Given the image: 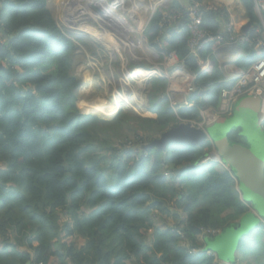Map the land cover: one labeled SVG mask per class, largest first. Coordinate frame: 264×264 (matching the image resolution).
Returning <instances> with one entry per match:
<instances>
[{
	"label": "trees",
	"instance_id": "16d2710c",
	"mask_svg": "<svg viewBox=\"0 0 264 264\" xmlns=\"http://www.w3.org/2000/svg\"><path fill=\"white\" fill-rule=\"evenodd\" d=\"M0 1V264H219L204 247L250 206L234 173L205 159L209 140L139 149L181 120L199 121V111L219 101L214 78L200 72L188 49L186 21L162 29L157 10L145 36L160 59L173 51L184 61L202 95L173 110L160 77L147 94L154 117L121 109L102 119L75 105L81 81L73 61L85 43L58 27L47 0ZM174 3L171 13L180 7ZM241 3L254 37V2ZM202 16L213 32L230 22L216 7ZM244 46L253 58L254 46ZM211 48L199 50L203 61ZM129 136L132 145L117 142ZM246 238L250 264H264V240Z\"/></svg>",
	"mask_w": 264,
	"mask_h": 264
},
{
	"label": "rangeland",
	"instance_id": "374dc122",
	"mask_svg": "<svg viewBox=\"0 0 264 264\" xmlns=\"http://www.w3.org/2000/svg\"><path fill=\"white\" fill-rule=\"evenodd\" d=\"M47 1L51 9L53 11L56 10L57 12L55 14L57 20L56 22L64 31V33L69 35L75 34L85 43V45L78 43V48L76 50L77 55H75L73 61L74 71L81 81V85L78 88V92H77L78 93L77 99L75 101V105L77 109L81 113H92V114H96L98 117L102 119H106V118L109 119L110 117H112L117 113V111L114 112L115 107L113 105L115 103L113 104V98H114L113 96L115 94V91L113 90L122 87L123 90L125 89L126 91H128L125 93H129L130 95L128 97L125 94H119L118 92L117 94L118 97L123 96V98L128 103V105L133 106L134 108L124 107V105H120V108H122L123 111H127L129 113H132L136 116L143 118L146 115V111L148 110L147 94L151 88V83L153 80L160 78L158 77L157 73L149 76L148 75L145 76L142 72L140 73V70L138 69H142V70L147 69L148 60H146L145 57L142 59L141 57L134 55L133 53L134 50L133 48L130 47L128 43L126 45L127 47L122 43L121 44L117 43V39H119V42H121L120 40H123V38L116 35L113 31H110L108 28H105V26H103L101 23L98 22V20L95 17L99 13H94L92 7L91 6L89 7V0H47ZM95 1L96 0H92L91 2H95ZM106 1H108L109 3L111 2V0H106ZM133 1L134 0L126 1L125 12L121 7H117L115 10L118 13H122L124 17L127 15L134 16L135 14H132L131 12L127 14L128 11L135 12V8H132ZM139 4L142 5L141 3H138L135 4V6H139ZM84 13L87 16H85ZM73 15L75 16V20L77 22H83L84 17H92V22H88V25L82 24L83 26L84 25L85 26L84 27L82 26V28L79 27L77 29L76 26L69 25V23H67V19L69 17L71 18V16ZM103 22L107 23L106 20ZM91 24L92 26L90 28L89 25ZM132 26L136 27V23ZM97 28H103V29H99L98 33L101 34L96 33ZM130 30H132V27L130 28ZM126 39L125 42H127ZM139 46L142 47L141 52L143 53V55L146 51L149 50L150 47L148 44L146 45L144 42L142 43V45L139 44ZM150 58L151 60L155 59L156 66L158 65V63L161 62L160 58L158 59L154 57H150ZM141 65L144 67H139ZM134 70H138L137 71L138 75L134 72ZM90 71L93 72L92 75H90L92 79L90 80V83L87 86L84 83H85V79L89 78L87 76ZM130 72L134 75V78L132 79L135 80V84L134 81L130 79L131 77H129L128 75ZM140 74H141V78L139 76ZM124 75L125 78L123 81ZM144 81H146V83L148 81L149 85L147 86V84H145ZM126 82L132 86L125 85L124 83ZM82 85L85 86L84 90L82 89ZM144 87L146 88V90ZM136 95L138 96V100L135 101L132 98H135ZM244 97H246V95H244ZM140 100H142L141 101L142 104L139 107H137L136 103L140 102ZM116 101L118 102L117 98ZM98 106L102 107L103 109L102 110L98 109L99 108ZM106 106H110V107L107 109ZM232 106L229 111L230 113H233L231 116L229 115L230 113H228L225 115H221L220 117L223 120L226 118L228 119L227 127L225 130V136L228 141L237 142L245 146H248L249 144L247 140H245V138L240 134L243 130L237 125L238 118L236 117L235 114L236 109L232 108ZM244 126L247 129L253 126L250 122V119L248 118L246 119ZM258 128L263 130L261 133L259 132L260 134L254 130H251V132L258 138V140L264 142V129L261 127V124ZM230 134L234 138L233 140H231ZM135 139L136 138L130 139L129 136L128 138L117 140V142L120 143L123 141L135 140ZM214 145L218 150L221 151V148L218 146L217 142H214ZM226 166L235 175V170L231 167V165L227 163ZM167 223L172 224V220L167 219ZM249 233H252V237L254 238V240L257 239L264 240V229L257 230L255 228L254 229L252 228V230L246 232V234L243 233L244 235L243 234L238 235L237 236L238 240L236 241V243H234L235 248H232L233 246H231L229 247V249L225 250L224 264L231 262L233 259L237 257L243 259V264H250L251 261L250 255L253 246L249 247L250 242L246 238V236ZM241 242L242 245L239 249V243ZM79 243H80L79 241L76 242L77 245H79ZM217 243L219 242L216 241L214 243L215 247ZM245 248H246L245 252L241 255L240 253L241 250Z\"/></svg>",
	"mask_w": 264,
	"mask_h": 264
},
{
	"label": "water",
	"instance_id": "95a60500",
	"mask_svg": "<svg viewBox=\"0 0 264 264\" xmlns=\"http://www.w3.org/2000/svg\"><path fill=\"white\" fill-rule=\"evenodd\" d=\"M104 5L105 12L107 13L104 19L110 24V27L107 28L124 39L128 36L129 40L134 42L135 38L133 31L130 30L131 24L129 23V20L133 22V19L122 15L119 17L118 13L113 9V7H116L117 1L109 3L105 0ZM92 9L94 13L103 15L102 7L94 5ZM84 19L87 20L89 18L84 17ZM89 20L92 21V19ZM98 22L101 23V20H98ZM250 25L251 22L249 20L246 21L240 26V31L247 33ZM117 41L119 40L117 39ZM239 99L234 103L233 108L236 109L237 125L243 130L240 134L247 140L248 146L227 140L225 130L228 119L223 120L220 117H216L204 125L180 121L178 124L160 133L150 142L139 145L140 150L155 148L164 151L168 144H183L197 147L204 143L205 140H210L213 146L211 151L205 155V159L217 161L225 166L228 163L235 170L234 176L239 197L242 201L249 202L250 207L234 224L226 227L212 241H209L210 245L206 244L205 248L214 250L217 253V257L222 260L225 259L226 249H229L231 246L235 248L234 243L238 240V235L251 231L252 228L254 229L261 223L262 218L264 219V142L258 140L251 132V130L258 133L263 131L258 127L261 124L263 128L262 122L264 117L262 116V109L264 105V93L256 91ZM247 118L250 119L253 125L248 129L244 126ZM214 142H217L221 151L216 148ZM65 177L66 175L63 179ZM216 241L219 243L215 247L214 243ZM232 262H234V259L229 263Z\"/></svg>",
	"mask_w": 264,
	"mask_h": 264
},
{
	"label": "crops",
	"instance_id": "0c3cea01",
	"mask_svg": "<svg viewBox=\"0 0 264 264\" xmlns=\"http://www.w3.org/2000/svg\"><path fill=\"white\" fill-rule=\"evenodd\" d=\"M89 1H92V0H89ZM144 1L145 0H139L138 3L143 4ZM204 1L212 7L224 9L230 18L231 25L235 29L236 28L240 29V26L249 20V18L246 15L245 8L243 7V4L241 3V0H204ZM146 2H147V5L149 4V6L156 7V10L161 9L162 14H164L165 12L167 13V9L169 6L175 4L174 2H176L177 5H180L181 7L186 8L190 0H147ZM47 7L50 10L56 22L57 21L55 17V14L57 13L56 10L53 11L51 9V7L48 5V1H47ZM179 8L180 7H178L177 10H179ZM143 9H146V8L143 5L139 4L138 10L143 11ZM255 16L257 18V21L259 22V26H256V28L257 27L259 28L261 27V25H264V17H263L264 15L256 7H255ZM133 18H134V21L137 20L136 15L133 16ZM70 19L75 20V16L73 15L71 16V18L69 17L67 20H70ZM136 27H134V29H132L131 31L135 33V36L139 37V34H140L139 29H137L138 27L137 28ZM76 28L78 29L77 26ZM134 50L136 51L137 56L141 57L142 59L145 57V59L148 60V67L152 65V62L155 64V59L151 60L150 57H154L157 59L159 58V53L156 52V50L152 48L151 46L149 47V50L145 52L146 54L144 53L145 55H143L139 51L138 48H134ZM259 56H260L259 51L255 50V56L253 58H250V56L248 55L246 51V47L241 44L230 43V42H222L219 44H214L212 45L211 51L208 54L209 66L203 72L209 74L210 77L214 78L215 84H222V85L228 86L230 82H232L240 73L245 72L248 69V67H250V64L254 62L256 59H258ZM168 71L170 73V76L172 77L170 79L168 78V86H167V91H166L170 103L176 104L179 107H181L182 104H185V103H187L188 105L189 104L193 105L194 100L192 99V95L186 94L185 88L187 85L193 84L194 76L188 70H183L181 68H178V66H175V65L169 66ZM124 78H125V75L123 76V81H124ZM90 80H91L90 77L85 79L84 84L88 86L90 83ZM119 88H121V90L123 91L122 87H119ZM117 89L118 88L114 89L113 91H116ZM199 95H202V92H200ZM239 98L240 97L236 98L234 100V103L237 102ZM113 104H114V101H113ZM217 105L218 103L215 106L209 105V107L217 108ZM262 111H263L262 115H264V106H263ZM145 116L147 118L154 117L150 112H148V110L146 111ZM206 117L208 118V120L212 119V117H208V116ZM210 250L215 253L214 250L212 249ZM217 263L224 264V260L219 259V262L217 260Z\"/></svg>",
	"mask_w": 264,
	"mask_h": 264
},
{
	"label": "built area",
	"instance_id": "2783aa9c",
	"mask_svg": "<svg viewBox=\"0 0 264 264\" xmlns=\"http://www.w3.org/2000/svg\"><path fill=\"white\" fill-rule=\"evenodd\" d=\"M255 7L260 11H264V0H254ZM0 1V11H1ZM210 5L203 0H190L188 6L184 11H180L174 14H164L160 20V26H169L175 23L178 19L186 17V27L189 32L188 48L194 55V59L198 64L202 63V59L198 51L208 44L221 43L224 41L231 43H244L253 45L255 48L264 50V25L263 32L259 31L258 35L249 37L247 34L241 33L237 28L235 29L231 23L220 31L213 32L202 27L203 16L202 11L205 8H209ZM1 29V18H0ZM179 63L174 52H170L163 57V66H170L172 64ZM208 66V60L203 67ZM150 74L153 71L149 72ZM264 89V56L254 61L251 67L239 74L233 81L230 87L220 88L221 103L219 109L216 112H208L207 115L215 116L218 114H225L230 110L232 100L245 93L262 91ZM196 90V87L189 84L185 88L186 93H191ZM126 145H132L133 141H125ZM132 142V143H131ZM126 146V147H129ZM214 234L215 231H211Z\"/></svg>",
	"mask_w": 264,
	"mask_h": 264
},
{
	"label": "clouds",
	"instance_id": "9594fccd",
	"mask_svg": "<svg viewBox=\"0 0 264 264\" xmlns=\"http://www.w3.org/2000/svg\"><path fill=\"white\" fill-rule=\"evenodd\" d=\"M104 1L105 0H101V2H103V4L102 3H99V0H96L95 2H91V1H89V3H90V6L92 7V6H96V5H98V6H100V7H102V10H103V17H106V9L104 8L105 7V5H104ZM115 1H117V5H116V7L114 8L113 7V9H114V11H116L115 9L117 8V7H121L122 9H123V11L125 12L126 11V9H125V3H126V1L127 0H111V3L112 2H115ZM138 1L139 0H134L133 1V3H132V8H135V12H132V11H128L127 12V14L129 13V12H131L132 14H136L137 13V11L139 12V13H141V17H140V20H139V22H134V18L132 17V16H130V15H127V16H125V17H130L131 19H133V22H134V24L136 23V26L138 27V24L140 25V30H139V37L138 36H135V33L133 32V35H134V38H135V40H134V42L132 41V40H129V37L126 39V41H127V43L130 45V47L131 48H133V50H134V48H138V45H139V41H140V43H141V45H142V43L144 42L146 45L148 44V41H147V38H146V36H145V31H146V28H147V26H148V22H150V20L152 19V17H153V15L156 13V11L157 10H161V9H157L156 10V7H153V6H149V4L147 5V0H145L144 1V4H142L146 9H143V11H139L138 9H139V6H135V4H138ZM204 1V0H203ZM253 2H254V0H253ZM172 6V5H171ZM171 6H169L168 7V9H167V13L166 14H174V13H171V12H169V8L171 7ZM188 6V5H187ZM210 7H212V6H210ZM254 7H255V3H254ZM153 8V9H152ZM186 8L185 7H181L180 6V8H179V10H177L178 12H180V11H184ZM137 10V11H136ZM261 11V10H260ZM94 12V11H93ZM117 12V11H116ZM262 13H263V15H264V11H261ZM0 13H1V11H0ZM118 13V12H117ZM164 13V14H165ZM175 13H177V12H175ZM161 14H162V10H161ZM164 14H162V16L164 15ZM84 15L85 16H87L85 13H84ZM118 15H119V17H121V15L122 16H124L122 13H118ZM86 18V17H85ZM88 18V17H87ZM100 18V17H99ZM88 20L89 19H84V21H87L88 22ZM102 21H104V20H106V19H101ZM107 21V20H106ZM144 21H145V23H144ZM148 21V22H147ZM177 21H179L180 23H183L184 21H186V17H183V18H180V19H178ZM68 22V21H67ZM133 22L131 21L130 22V20H129V23L131 24V27H132V29H134V27L132 26V25H134L133 24ZM104 23V22H103ZM160 23V22H159ZM229 23H231V22H229ZM102 24V23H101ZM174 24V23H173ZM173 24H171V26L173 25ZM58 25V24H57ZM70 25H73V23L72 24H70ZM103 26H105V28H107V27H110V24L107 22V23H105V24H102ZM73 26H75V25H73ZM58 27L61 29V27L58 25ZM161 27V26H160ZM167 26H164V27H161L162 29L164 28H166ZM250 27H251V25H250ZM187 28V27H186ZM99 29H103V28H99ZM250 29V28H249ZM1 30V29H0ZM62 30V29H61ZM110 30V29H109ZM222 30V29H221ZM239 31H240V29H238ZM63 31V30H62ZM111 31V30H110ZM256 31L258 32V33H256V35H258L259 34V31H262L263 32V26L261 25V27H257L256 28ZM64 32V31H63ZM241 32V31H240ZM241 33H243V32H241ZM1 34V33H0ZM243 34H248V32L247 33H243ZM124 39V38H123ZM119 40V39H118ZM189 40V39H188ZM0 42H1V37H0ZM224 42H227V41H224ZM117 43H119V44H121V42H119V41H117ZM222 43V42H221ZM231 43V42H230ZM237 43V42H236ZM123 44V43H122ZM214 44H219V43H213V44H211V45H214ZM237 44H241V45H244V43H237ZM124 45V44H123ZM134 45V47H132ZM149 45V44H148ZM208 45H210V44H208ZM250 45V44H249ZM100 46V45H99ZM207 46V45H206ZM253 46V45H252ZM205 47V46H204ZM255 48V47H254ZM189 49V48H188ZM255 50H260V51H264V50H262V49H258V48H255ZM140 52H141V50H139ZM190 51V50H189ZM157 52V51H156ZM170 52H173V51H170ZM169 52V53H170ZM134 55H136L137 56V53H136V51L134 50ZM142 53V52H141ZM191 53V52H190ZM198 53H199V51H198ZM168 54V53H167ZM167 54H161L162 55V59H161V62L160 63H158V65L156 66L153 62H152V65L150 66V67H148L147 69H144V70H142V69H140L141 71H142V73L145 75V76H149V75H154V74H158V77H163V78H166L167 79V86H168V78L170 79V78H172L171 76H170V73H169V71H168V68H169V66H163V57H164V55H167ZM192 54V53H191ZM145 55V54H144ZM176 55V54H175ZM193 55V54H192ZM200 55V54H199ZM177 57V56H176ZM193 57H194V55H193ZM260 57H262V56H259L258 58H260ZM200 58L202 59V57H201V55H200ZM178 59V58H177ZM195 60V59H194ZM208 60V55L206 56V58H205V60L203 61L202 60V63H200V72H202V73H204L203 71L205 70V69H207L208 68V66H209V60H208V66H206V67H203L204 66V64H205V62ZM257 60V59H256ZM255 60V61H256ZM178 61H179V63H177V64H172V65H175V66H178V68H181V69H183V70H187L185 67H184V61L182 60V61H180L179 59H178ZM196 61V60H195ZM197 62V61H196ZM253 63V62H252ZM252 63L250 64V67H251V65H252ZM197 64H198V62H197ZM171 66V65H170ZM139 67H144V66H139ZM250 67H248V69L250 68ZM247 69V70H248ZM150 71H153V73L152 74H150L149 72ZM192 74V73H191ZM241 74V73H240ZM193 76H194V78H193V84H191V85H193V86H195V84H194V79H195V75L194 74H192ZM128 77V76H127ZM129 78V77H128ZM130 79H132V78H130ZM236 79V78H235ZM234 79V80H235ZM133 81H134V84H135V80L134 79H132ZM233 80V81H234ZM233 81L232 82H230V84L228 85V86H225V85H222V84H215L214 82L213 83H209L210 84V86H212V87H218V97H219V101H218V105H217V108H213V107H209V106H207V107H205L204 109H201L200 111H199V115H200V120L199 121H189V122H192V123H194V124H206V123H208V122H211L212 120H214L216 117H221V115H225V114H228V113H230L229 111L227 112V113H225V114H218V115H213V116H210V115H207V113L208 112H216L218 109H219V106H220V103H221V98H220V88L221 87H230L231 86V84L233 83ZM125 85H128V86H132V85H130L129 83H124ZM147 86L149 85V83H148V81H147ZM209 84H207V85H209ZM210 86H206V87H210ZM196 87V90L195 91H197V92H191V93H186V94H192V93H199L200 94V92H202L203 90L201 89V90H199L198 89V87L197 86H195ZM145 88V87H144ZM145 90H146V88H145ZM117 92H119V94H125L126 96H128L129 97V93H125L124 92V90L122 91L121 89H117L116 90ZM115 91V92H116ZM166 91H167V87H166ZM146 92V91H145ZM256 91H254V92H245V93H243V94H241V95H239V96H237V97H235L233 100H232V102H231V106H232V103H234V100L236 99V98H238V97H244V95L245 94H251V93H255ZM257 92H263L264 93V89L262 90V91H257ZM247 94V95H248ZM166 95H167V93H166ZM168 97V96H167ZM129 99V98H128ZM133 100H138V96L136 95V97L135 98H132ZM169 99V98H168ZM114 101V107H115V110H114V112L115 111H119V110H121L122 108H120V105H124V107H129V108H134L133 106H129L128 105V103L125 101V100H122V101H120V102H117L116 101V99H114L113 100ZM141 101L142 100H140V102H138V103H136V105H137V107H139L142 103H141ZM169 103H170V101H169ZM234 105V104H233ZM118 106V107H117ZM170 106L173 108V110H176V109H178V108H182V107H189V106H191L190 104L188 105L187 103H185V104H182V106L181 107H179L178 105H176V104H172V103H170ZM231 106H230V109H231ZM264 106V105H263ZM123 107V108H124ZM147 108H148V106H147ZM232 108H233V106H232ZM210 109V110H209ZM117 114V113H116ZM115 114V115H116ZM231 114V113H230ZM229 114V115H230ZM115 115H113V116H115ZM112 116V117H113ZM206 116H208V117H212V119H209L208 120V118L206 117ZM263 117H264V115H262ZM112 117H110V118H112ZM144 118H145V116H144ZM108 119V118H107ZM181 121H186V120H181ZM180 122V121H179ZM263 122H264V119H263ZM263 122H262V124H263ZM133 141V143H134V140H132ZM210 141V140H209ZM147 143V142H146ZM142 144V143H141ZM207 160V159H206ZM225 167H227V166H225ZM228 168V167H227ZM164 173H167L166 171L164 172ZM250 207V206H249ZM261 223H264V219H262L261 220ZM214 234H216V233H214ZM204 249H205V252H207V254H209V255H212L214 258H215V262L217 263V260H218V262H219V258L217 257V254H216V252L214 253L213 251H211L210 249H206L205 247H204ZM191 251H195L194 249H191ZM236 260V258L234 259V261ZM233 263V262H232ZM232 263H229V264H232ZM220 264V263H219Z\"/></svg>",
	"mask_w": 264,
	"mask_h": 264
},
{
	"label": "bare ground",
	"instance_id": "6f19581e",
	"mask_svg": "<svg viewBox=\"0 0 264 264\" xmlns=\"http://www.w3.org/2000/svg\"><path fill=\"white\" fill-rule=\"evenodd\" d=\"M99 3H102V4H103V2H101V0H99ZM89 7H90V3H89ZM77 10H78V9H77ZM71 14H72V13H71ZM135 15H136V17H137V20L134 21V22L137 23V22H139V20H140L141 13L137 12ZM135 15H134V16H135ZM90 16H91V14H90ZM106 16H107V14H106ZM99 17H100V18H99ZM132 17H133V16H132ZM88 18H89V19H92V17H88ZM95 18H96L97 20H101V19H103L104 17H103V15L101 16V15L98 14ZM95 18H94V19H95ZM67 21H68L67 23H69V25L72 24V23H73L75 26L78 25V26H77L78 28H79V27L82 28V26H83L82 24H86V25H88L87 22H77L76 20H72V19L67 20ZM104 21H105V20H104ZM88 22H92V21H88ZM107 22H108V21H107ZM101 23H102V24H105V23H103L102 20H101ZM84 26H85V25H84ZM84 26H83V27H84ZM89 26H90V28H91L92 24L89 25ZM138 29L140 30V25H139V24H138ZM102 31H104V30H102ZM98 32H99V28H97L96 33H97V34H101V33H98ZM120 41H121V43H123L125 46L127 45V42H125V39L120 40ZM139 44H141L140 41H139ZM133 46H134V45H133ZM126 47H127V46H126ZM138 49L141 50L142 47H140V46L138 45ZM138 70H140V69H138ZM138 70H134V72H135L137 75H138V73H137ZM141 72H142V71L140 70V73H141ZM92 73H93V72L90 71V72L88 73V76H87V75H86V76H87V77H90V78L92 79V77L90 76V75H92ZM129 75H130L129 77L134 78V75H133L131 72L129 73ZM139 76H140V78H141V74H140ZM145 84H146V83H145ZM84 88H85L84 85H82V89H83V90H84ZM124 92H128V91H126V90L124 89ZM117 94H118V92H116V93L114 94V96H113V97H114L113 100L116 99V98L118 99V102H120V101H122V100H125V99L123 98V96L118 97ZM111 106H112V105H111ZM98 107H99L98 109H100V110L103 109V108L100 107V106H98ZM106 107H107V109H108L110 106H106ZM104 109H105V107H104Z\"/></svg>",
	"mask_w": 264,
	"mask_h": 264
}]
</instances>
